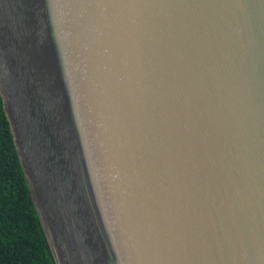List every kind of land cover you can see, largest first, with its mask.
<instances>
[{"label":"water","instance_id":"1","mask_svg":"<svg viewBox=\"0 0 264 264\" xmlns=\"http://www.w3.org/2000/svg\"><path fill=\"white\" fill-rule=\"evenodd\" d=\"M0 92L57 264H264V0H0Z\"/></svg>","mask_w":264,"mask_h":264},{"label":"trees","instance_id":"2","mask_svg":"<svg viewBox=\"0 0 264 264\" xmlns=\"http://www.w3.org/2000/svg\"><path fill=\"white\" fill-rule=\"evenodd\" d=\"M0 264H57L0 92Z\"/></svg>","mask_w":264,"mask_h":264}]
</instances>
